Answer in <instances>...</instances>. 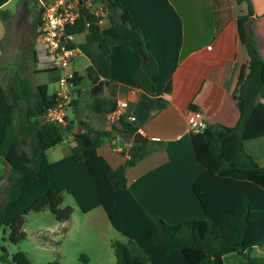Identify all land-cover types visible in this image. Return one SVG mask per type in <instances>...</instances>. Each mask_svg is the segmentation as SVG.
<instances>
[{
    "label": "trees",
    "instance_id": "obj_1",
    "mask_svg": "<svg viewBox=\"0 0 264 264\" xmlns=\"http://www.w3.org/2000/svg\"><path fill=\"white\" fill-rule=\"evenodd\" d=\"M7 1L0 0V15ZM101 1L108 10L116 36L105 35L102 17L88 11L72 31L84 33L85 42L93 52L86 68L92 82L89 92L96 95L107 87L110 96L100 110L108 114L117 105V87H112L111 80V46L124 41L143 56L145 62L137 65L134 73L146 90L156 89L151 75L158 63L147 50L143 30L133 22L121 2ZM238 1H245L249 6L239 17L249 57L246 80L236 94L242 110L239 124L228 127L211 123L202 131H192L195 153L204 166L193 190L205 217H188L172 224L150 215L131 192L126 174L129 167L149 154L147 145H135L124 163L113 166L99 153V147L111 131H74L73 122L62 126L44 121V112L56 102L55 94L46 95V83L35 86L29 76L17 75L7 87L0 83V111L4 117L0 162L10 166L8 181L0 190V226H11L12 241L17 243L26 237L22 230L24 216L32 210L50 208L57 220L70 219L73 207L62 206L63 192L67 190L84 212L103 206L113 226L136 246L113 240L116 264H135L137 260L143 264H215V257L233 252L250 264H264V257L259 263L251 255L257 247H264V59L253 30L252 1ZM37 10L36 26L43 7L39 5ZM35 71L47 72L48 81H58L61 77L60 70ZM83 78L75 71L70 81L78 85ZM21 101L25 103L24 113L19 114ZM191 107L198 109L195 105ZM80 124L86 125L83 121ZM121 124V132L134 135L138 130L126 116L122 117ZM64 132L73 133L75 144L69 154L51 161L47 151L64 140ZM198 251L207 255L191 259L190 254ZM14 260L17 264H31L23 251ZM46 264L64 263L56 258ZM76 264L98 263L83 252Z\"/></svg>",
    "mask_w": 264,
    "mask_h": 264
},
{
    "label": "crops",
    "instance_id": "obj_2",
    "mask_svg": "<svg viewBox=\"0 0 264 264\" xmlns=\"http://www.w3.org/2000/svg\"><path fill=\"white\" fill-rule=\"evenodd\" d=\"M119 1L130 12L133 22L143 30L147 50L158 63L157 70L151 75L156 89L146 90L139 85L134 73L135 67L145 62L143 56L124 41L111 46L112 87H117V98H128L126 113L136 116L131 123L149 139L142 144L147 145L149 154L127 169L129 188L152 216H159L172 224L188 217L203 219L205 211L193 184L204 166L195 153L187 115L193 110L191 105H195L204 113L208 124L238 126L242 110L236 94L240 92L249 71V57L239 17L248 11L249 6L247 2L238 0ZM251 1L253 30L264 59V0ZM101 23L103 33L114 38L116 33L111 22L107 25L104 21ZM81 52L86 60L85 74L93 52L85 42L83 50L79 47L74 59L72 68L84 76L76 67V59ZM89 95L90 98L83 103L87 111L85 119L80 120L86 125L76 127L68 117L69 122H73L74 131H111L99 147V153L113 166H119L139 143L134 141V135L119 130L122 124H112L108 114L100 110L110 96L107 87L99 94L89 92ZM72 97L73 101L76 100L72 106L77 109L82 105L81 91L78 90ZM3 126L4 117L0 111V141ZM70 133L68 138L74 140L73 133ZM72 146L63 156L71 152ZM105 213L100 211L93 219L97 224L103 223L108 227L111 221ZM71 218L57 220L53 229H61L70 238L73 235ZM110 231L112 229L99 227L78 231L83 237L82 242L91 243L92 249L84 252L98 264L101 262L93 254L95 243L101 246L107 244L109 260L114 262L116 259L112 244L115 239ZM127 245L134 246L129 238ZM57 247L61 257H65L61 244ZM206 255L204 251L192 252L190 258L195 260ZM218 257L214 258V262ZM135 264L143 262L137 260Z\"/></svg>",
    "mask_w": 264,
    "mask_h": 264
},
{
    "label": "rangeland",
    "instance_id": "obj_3",
    "mask_svg": "<svg viewBox=\"0 0 264 264\" xmlns=\"http://www.w3.org/2000/svg\"><path fill=\"white\" fill-rule=\"evenodd\" d=\"M38 6L39 4L36 0H9L3 5L4 13L0 15V83L7 87L17 75H27L34 80L35 86L36 84L46 83L47 89L45 93L47 96H50L53 92L60 89V82L48 81L46 78L48 73L45 71L36 72L35 70L37 69H35L34 58L32 56ZM102 17L104 25L110 23L108 10H104ZM76 42L80 49L83 50L85 35L78 34ZM85 61V57H83V53L81 52L80 56L76 59V67L84 74V78L80 84H72L68 87L71 95H76L78 90L81 91L82 105L76 109L71 103L67 108L68 117L74 122L76 127L79 126L81 119H85L87 111L83 103L90 98L88 89L92 84L90 78L84 73ZM20 104L19 114H22L24 113L23 108L25 103L21 101ZM70 134L64 132V140L48 149L47 152L51 161L57 160L66 152H69L70 147L74 144V140L71 137L68 138ZM27 148L30 149V145ZM9 171L10 167L8 164H5V167H2L0 164V190L5 187L8 181L7 175ZM63 194L64 201L62 206L70 205L74 209L71 218L73 235L69 238L61 229H53V226L57 223V219L50 208L41 211L32 210L24 216L22 230L26 233V237L19 242L16 243L10 239L11 226H0V264H17L14 256L19 251L26 253L31 264H46L48 261L56 258H59L64 264H76L79 255L84 250L90 251L92 249L90 247L91 243L82 242L83 237L78 232L82 229H95L98 227L106 230L112 229L109 233L112 234L115 240L121 239L128 244V237L122 234L121 231L119 232L112 223L109 222L108 227H105L103 223L97 224L95 219H93L96 216L98 217L100 211L106 214L103 206H98L96 209L84 212L70 192L65 190ZM51 238L57 240L58 243ZM58 244H61L65 257H61L59 254ZM93 245V254L100 260L101 264H116V259L114 262L109 260L107 244L101 246L102 244L97 245L95 243ZM136 249L140 254H143L139 248ZM251 255L259 263H262L264 248L258 247L257 250L254 249ZM226 262L227 264H250L245 257L235 252L226 256H219L215 264H225Z\"/></svg>",
    "mask_w": 264,
    "mask_h": 264
},
{
    "label": "built area",
    "instance_id": "obj_4",
    "mask_svg": "<svg viewBox=\"0 0 264 264\" xmlns=\"http://www.w3.org/2000/svg\"><path fill=\"white\" fill-rule=\"evenodd\" d=\"M43 7L42 14L36 26L34 39V63L37 70H60V89L54 92L56 102L43 114L46 122L66 126L69 122L67 108L71 105L73 97L68 87L75 75L72 68L75 57L79 53L76 36L79 33L72 31L82 14L88 11L102 17L106 6L101 0H36ZM103 21V17L100 20ZM89 25V22H87ZM84 34V33H82ZM129 100L126 96L117 98L114 111L108 113L107 118L112 124H121L123 116L126 120L134 122L136 116L126 113ZM191 131L198 132L208 126L204 113L199 109L190 110L187 115Z\"/></svg>",
    "mask_w": 264,
    "mask_h": 264
},
{
    "label": "water",
    "instance_id": "obj_5",
    "mask_svg": "<svg viewBox=\"0 0 264 264\" xmlns=\"http://www.w3.org/2000/svg\"><path fill=\"white\" fill-rule=\"evenodd\" d=\"M133 139L135 142L141 143V144H145L149 140L141 131H136L134 133Z\"/></svg>",
    "mask_w": 264,
    "mask_h": 264
},
{
    "label": "flooded vegetation",
    "instance_id": "obj_6",
    "mask_svg": "<svg viewBox=\"0 0 264 264\" xmlns=\"http://www.w3.org/2000/svg\"><path fill=\"white\" fill-rule=\"evenodd\" d=\"M35 3V2H34ZM34 3H32V4H34ZM37 9H38V7H37ZM38 11V10H37Z\"/></svg>",
    "mask_w": 264,
    "mask_h": 264
}]
</instances>
